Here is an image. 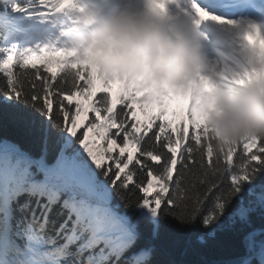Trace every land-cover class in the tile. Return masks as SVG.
I'll return each instance as SVG.
<instances>
[{
  "label": "snow or ice",
  "instance_id": "1",
  "mask_svg": "<svg viewBox=\"0 0 264 264\" xmlns=\"http://www.w3.org/2000/svg\"><path fill=\"white\" fill-rule=\"evenodd\" d=\"M86 11L80 0H11L0 14V264H21L31 243L50 241L63 249L59 264H152L155 248H136L129 211L153 239L169 220L213 238L228 231L225 264H264V137L229 140L194 119L191 100L169 112L101 80L91 51L69 43ZM186 12L198 28L237 29L244 53L264 40V0H190ZM92 36L109 45L124 36L120 44L161 61L169 49L189 51L126 15ZM250 62L201 71L204 87L251 101Z\"/></svg>",
  "mask_w": 264,
  "mask_h": 264
},
{
  "label": "trees",
  "instance_id": "2",
  "mask_svg": "<svg viewBox=\"0 0 264 264\" xmlns=\"http://www.w3.org/2000/svg\"><path fill=\"white\" fill-rule=\"evenodd\" d=\"M6 10L5 4L0 1V14ZM2 38L3 35L0 34V43ZM193 116L194 119L197 117L194 113ZM6 131L12 134L15 128L9 126ZM220 144L221 142L217 141V145ZM123 208L124 206L121 205L122 210ZM137 215L138 213L129 211L132 223L140 234L136 248L154 246L152 264H225L231 257L233 237L228 231H217L213 238L208 235V230L203 229L199 224L195 227H181L174 220H169L162 224L159 237L153 239L149 224L136 225ZM201 235L205 240L203 244L197 239ZM49 244L50 247L57 248V251L53 252L61 257L63 249L58 247L56 242L50 241Z\"/></svg>",
  "mask_w": 264,
  "mask_h": 264
},
{
  "label": "clouds",
  "instance_id": "3",
  "mask_svg": "<svg viewBox=\"0 0 264 264\" xmlns=\"http://www.w3.org/2000/svg\"><path fill=\"white\" fill-rule=\"evenodd\" d=\"M179 45L185 48L183 42ZM186 49V48H185ZM182 67H195L199 60L196 49L191 51H174ZM251 93L240 94L235 101L228 96L221 97L223 115H219V108L213 109V122L221 136L229 140H238L245 136L264 137V93L256 92L249 101Z\"/></svg>",
  "mask_w": 264,
  "mask_h": 264
},
{
  "label": "rangeland",
  "instance_id": "4",
  "mask_svg": "<svg viewBox=\"0 0 264 264\" xmlns=\"http://www.w3.org/2000/svg\"><path fill=\"white\" fill-rule=\"evenodd\" d=\"M102 43L107 44L105 41H102ZM258 44L261 45L264 50V40H258ZM111 46H109V48H113ZM115 53L116 56L119 55L117 51H115ZM244 62L245 60L243 59V57H239V56L237 57V60L228 59L224 61L222 60L221 56H216L215 60L208 64L206 71L210 72L214 68L217 73L222 72V69H225L226 64H232L234 67H237V71H239L238 66L243 64ZM116 63L120 64L121 67H118ZM120 68H122L121 74H119ZM130 76H132V73H130V71H126L125 64L117 57H114L113 62L109 64L108 68L104 70L101 80L107 81L110 86L117 84L121 88L126 86L129 92H133L135 88L143 91L144 92L143 100L140 101L141 104L146 102L148 105L159 106L166 111L175 108L176 105H174L171 97L169 96L160 97L158 92L157 94L152 93L151 88L149 87L148 84H146L145 81L140 83L138 77L132 76L131 78ZM193 81H194V85L202 82L201 77L197 75H195ZM198 100H200L202 107L209 108L211 110L210 111L211 113H213L214 108H218L221 104V103L214 104L215 102L212 99L208 98L203 92L199 93Z\"/></svg>",
  "mask_w": 264,
  "mask_h": 264
}]
</instances>
